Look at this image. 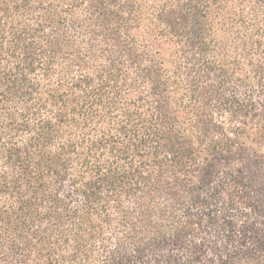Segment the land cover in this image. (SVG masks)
<instances>
[{
    "label": "trees",
    "instance_id": "trees-1",
    "mask_svg": "<svg viewBox=\"0 0 264 264\" xmlns=\"http://www.w3.org/2000/svg\"><path fill=\"white\" fill-rule=\"evenodd\" d=\"M0 264H264V0H0Z\"/></svg>",
    "mask_w": 264,
    "mask_h": 264
}]
</instances>
